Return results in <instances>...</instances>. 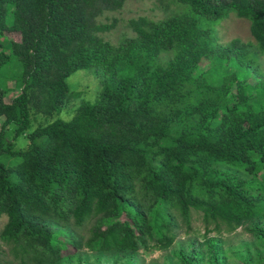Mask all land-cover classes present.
I'll return each instance as SVG.
<instances>
[{"label": "trees", "instance_id": "obj_1", "mask_svg": "<svg viewBox=\"0 0 264 264\" xmlns=\"http://www.w3.org/2000/svg\"><path fill=\"white\" fill-rule=\"evenodd\" d=\"M183 8L129 19L113 46L97 24L124 0H0V71L17 93L0 101V232L12 264H264V0H157ZM233 14L252 41L221 44ZM163 58V59H162ZM101 85L68 121L31 129L30 113L60 112L67 78ZM25 136L24 147L16 140ZM203 238L177 242L192 214ZM250 241L224 234L238 229Z\"/></svg>", "mask_w": 264, "mask_h": 264}, {"label": "rangeland", "instance_id": "obj_2", "mask_svg": "<svg viewBox=\"0 0 264 264\" xmlns=\"http://www.w3.org/2000/svg\"><path fill=\"white\" fill-rule=\"evenodd\" d=\"M182 7L171 5L165 8L157 0H124L122 7L115 11H105L96 18L97 24L110 25L114 21V26L106 32L99 33V36L112 44L118 45L123 39L133 37L134 33L128 25L129 19L138 17H147L155 22L165 20L166 18L181 12ZM218 38L221 44H226L232 39H240L243 42L252 41L249 32V22L245 19L238 18L230 14L227 19H224L216 26ZM20 36L17 32L8 30L0 33V48L6 53L11 51V42L18 41ZM264 58V57H263ZM163 59V58H162ZM14 67V65H12ZM10 65H6L0 71V101H8L17 91L15 73L16 70ZM68 99L64 108L60 112H54L48 116H42L31 112L30 118L32 121L31 129L40 124L51 122L55 119L68 121L72 118L75 109L80 105L81 101L95 102L101 91V85L94 77L91 71L79 70L67 78ZM27 143L25 136H20L16 140V146L24 147ZM6 223V217H0V232ZM190 230L187 231L185 226L181 227L177 242H185L189 238H203V223L200 215L192 214ZM225 238H229L231 243L237 245L241 242L250 241L249 235L238 229L234 234H224ZM0 254V264L10 263V257L7 255V249ZM172 249L165 251H152L144 254V264H168V259L173 258ZM90 264H96L91 260Z\"/></svg>", "mask_w": 264, "mask_h": 264}]
</instances>
